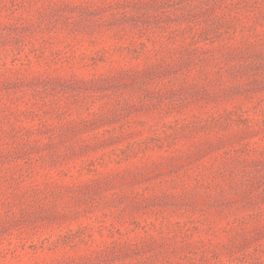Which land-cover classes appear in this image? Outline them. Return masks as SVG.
Instances as JSON below:
<instances>
[{"label": "rangeland", "instance_id": "374dc122", "mask_svg": "<svg viewBox=\"0 0 264 264\" xmlns=\"http://www.w3.org/2000/svg\"><path fill=\"white\" fill-rule=\"evenodd\" d=\"M0 264H264V0H0Z\"/></svg>", "mask_w": 264, "mask_h": 264}]
</instances>
